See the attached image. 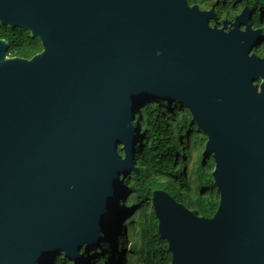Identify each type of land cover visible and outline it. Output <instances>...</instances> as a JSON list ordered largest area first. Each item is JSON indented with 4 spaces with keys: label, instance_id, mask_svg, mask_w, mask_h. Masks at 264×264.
I'll list each match as a JSON object with an SVG mask.
<instances>
[{
    "label": "water",
    "instance_id": "obj_1",
    "mask_svg": "<svg viewBox=\"0 0 264 264\" xmlns=\"http://www.w3.org/2000/svg\"><path fill=\"white\" fill-rule=\"evenodd\" d=\"M250 17L220 26L188 0H0V23L43 46L7 58L0 39V264L85 263L154 100L189 110L220 194L208 219L153 192L172 264H264V35Z\"/></svg>",
    "mask_w": 264,
    "mask_h": 264
},
{
    "label": "trees",
    "instance_id": "obj_2",
    "mask_svg": "<svg viewBox=\"0 0 264 264\" xmlns=\"http://www.w3.org/2000/svg\"><path fill=\"white\" fill-rule=\"evenodd\" d=\"M188 3L202 10L214 9L220 26L225 20L233 22L248 7L250 24L264 35V0ZM0 39L9 45L8 58L31 59L43 51L41 41L23 28L0 23ZM254 53L264 56V37L262 46L256 47ZM133 124L137 127V172L123 180V197L107 209L99 245L90 252L83 250L84 264H172L169 244L158 231L154 191L167 192L204 218H213L218 210L220 194L213 178L215 160L204 156L208 138L193 122L189 110L177 102L169 105L154 100L139 110ZM52 264L74 263L61 254Z\"/></svg>",
    "mask_w": 264,
    "mask_h": 264
},
{
    "label": "flooded vegetation",
    "instance_id": "obj_3",
    "mask_svg": "<svg viewBox=\"0 0 264 264\" xmlns=\"http://www.w3.org/2000/svg\"><path fill=\"white\" fill-rule=\"evenodd\" d=\"M244 9V8H243ZM242 12V11H241ZM231 22V21H230ZM219 25H220V22H219ZM262 44H263V40H262V43L259 45V46H262Z\"/></svg>",
    "mask_w": 264,
    "mask_h": 264
},
{
    "label": "rangeland",
    "instance_id": "obj_4",
    "mask_svg": "<svg viewBox=\"0 0 264 264\" xmlns=\"http://www.w3.org/2000/svg\"><path fill=\"white\" fill-rule=\"evenodd\" d=\"M8 58V57H7Z\"/></svg>",
    "mask_w": 264,
    "mask_h": 264
}]
</instances>
